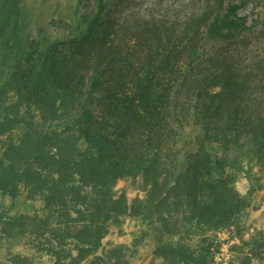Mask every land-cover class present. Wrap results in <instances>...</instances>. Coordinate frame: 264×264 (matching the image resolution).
<instances>
[{"label": "trees", "instance_id": "obj_1", "mask_svg": "<svg viewBox=\"0 0 264 264\" xmlns=\"http://www.w3.org/2000/svg\"><path fill=\"white\" fill-rule=\"evenodd\" d=\"M251 1L147 15L137 0H66L41 24L25 0H0V197L42 203L0 213V247L20 249L0 264H128L103 240L132 219L160 225L157 264H217L214 235L250 208L239 159L264 174V13L240 15ZM129 178L145 198L117 192ZM253 260L264 230L225 264Z\"/></svg>", "mask_w": 264, "mask_h": 264}, {"label": "rangeland", "instance_id": "obj_2", "mask_svg": "<svg viewBox=\"0 0 264 264\" xmlns=\"http://www.w3.org/2000/svg\"><path fill=\"white\" fill-rule=\"evenodd\" d=\"M25 2L33 15L38 17V22L41 24H48L56 4L60 3L62 7L66 5V0H25ZM137 4L138 9L147 15L150 10L158 9L159 6L157 0H137ZM161 5L164 7L159 6L157 12L161 14L169 13L172 9L179 7L178 3L173 4V0H167ZM258 13L259 15L264 13V0H252L246 10H241L240 15H248L249 23H251L253 19H257ZM260 28L261 26H258V29ZM47 29L50 32L52 30L50 27ZM193 134L194 131L191 128L185 130L184 139L179 140L176 146L178 155L181 156V153L190 147L189 140ZM248 161L246 157L239 159L243 170L237 173L236 187L241 194L250 197V208L240 230H226L214 235L216 247L214 261L217 264L227 263L234 255V245L239 244L242 239L248 240L255 230H264V174L261 172L260 164L257 161L249 163ZM116 190L120 194H125L129 203L146 196L144 185L140 179L129 178L120 181ZM41 207L42 203L27 200L25 196H21L13 202H5L0 197V213L14 215L27 211L34 212L40 210ZM156 225L160 226L159 224L147 226L142 220L132 219L126 220L120 225L112 226L110 233L103 240V253L108 254L110 250L119 248L128 264H157L160 260L154 255L158 233ZM19 250L16 243H5L0 247V255L4 256L8 252L13 253ZM44 264L46 263L44 262ZM251 264H264V261L253 260Z\"/></svg>", "mask_w": 264, "mask_h": 264}]
</instances>
